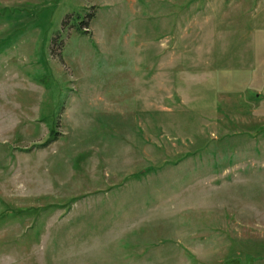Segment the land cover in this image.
<instances>
[{
    "label": "rangeland",
    "instance_id": "rangeland-1",
    "mask_svg": "<svg viewBox=\"0 0 264 264\" xmlns=\"http://www.w3.org/2000/svg\"><path fill=\"white\" fill-rule=\"evenodd\" d=\"M0 264H264V0H0Z\"/></svg>",
    "mask_w": 264,
    "mask_h": 264
},
{
    "label": "trees",
    "instance_id": "trees-1",
    "mask_svg": "<svg viewBox=\"0 0 264 264\" xmlns=\"http://www.w3.org/2000/svg\"><path fill=\"white\" fill-rule=\"evenodd\" d=\"M89 16H92V14L89 15ZM85 22H86V20H83V21L80 23L79 27H78V30H80L81 32H84V33L87 32V30H84L83 27H82V26H84Z\"/></svg>",
    "mask_w": 264,
    "mask_h": 264
}]
</instances>
